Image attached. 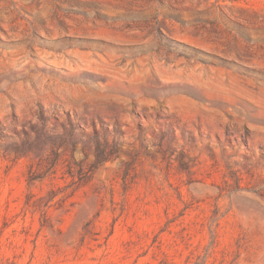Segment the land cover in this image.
<instances>
[{
  "label": "rangeland",
  "instance_id": "374dc122",
  "mask_svg": "<svg viewBox=\"0 0 264 264\" xmlns=\"http://www.w3.org/2000/svg\"><path fill=\"white\" fill-rule=\"evenodd\" d=\"M230 43L264 50V0H0V264H264V57Z\"/></svg>",
  "mask_w": 264,
  "mask_h": 264
},
{
  "label": "bare ground",
  "instance_id": "6f19581e",
  "mask_svg": "<svg viewBox=\"0 0 264 264\" xmlns=\"http://www.w3.org/2000/svg\"><path fill=\"white\" fill-rule=\"evenodd\" d=\"M216 46H218L220 49L225 50V51H239L240 52L239 56H237V55H232V56L235 58L236 57L241 58L243 61L248 60V61L254 62L256 64H260L261 62H259V58L264 57L263 56L264 50L263 49L261 50V48H258L257 46L249 48V47L245 46L243 43H230L227 45H216ZM237 48L239 50H237ZM146 50L148 51V54H147L145 60L141 61L143 68H145L146 70H149V71H153V74H155V76L157 78L164 81L165 79L168 78L166 60H168L172 56L170 55V53L167 51L166 48H163L161 46V44H159L155 41H151V40L147 41ZM7 56H8L7 52L0 49V57L4 58ZM111 57H112V59H117V57H119V56L116 57V55L112 54ZM44 58L46 60H49V58L47 56H44ZM83 60H84V62L82 64L77 63L76 66L84 65V67L93 69L97 73L98 76H102V77L107 78L106 83L100 82V83H97V85L102 84L105 86H114V85H116L117 81H124L123 78H120L117 76V75L122 76V74H120V73H116L117 75L103 73V72L108 71L107 69L103 68L104 67L103 64L98 63V62H92L91 60H85V59H83ZM123 60H126L127 65L129 63L134 62V59H125L122 57V59H120V61H123ZM172 61L174 62L173 66H178L181 63H183L181 58H179V59H173L172 58ZM51 62H54L55 64L58 62H61L68 67L74 66V64H71L68 61L51 60ZM104 62H107V60L104 59ZM27 65L37 67V64L31 60L27 62ZM235 69L236 68H234V70H228L227 68L220 67V66L206 67L204 65H201V66L193 65L192 66V65L184 64L177 69V73H179V75L183 76L184 81H186L190 84H193V85L203 86L204 83H207V84H214V86H218L216 84L228 85V84H232L235 82L238 83L242 79H244V77H242L240 75L239 71H237ZM111 72H113V71H111ZM149 80L151 81L152 84L156 82L155 78L152 75L150 76ZM205 95L210 100H213L215 98L212 94H209L208 92H205ZM247 96H249L251 98L249 100L253 99V94H247ZM115 97L117 98L119 96H115ZM178 97L181 99H187V100L191 99L187 95H182V94L178 95ZM220 98H222V96H220ZM234 101L236 102L235 99H233V102ZM229 102L231 103L232 101L229 100Z\"/></svg>",
  "mask_w": 264,
  "mask_h": 264
}]
</instances>
